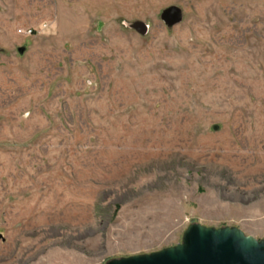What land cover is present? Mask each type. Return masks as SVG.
Returning <instances> with one entry per match:
<instances>
[{"label": "rangeland", "instance_id": "obj_1", "mask_svg": "<svg viewBox=\"0 0 264 264\" xmlns=\"http://www.w3.org/2000/svg\"><path fill=\"white\" fill-rule=\"evenodd\" d=\"M192 223L264 240V0H0V264H106Z\"/></svg>", "mask_w": 264, "mask_h": 264}, {"label": "water", "instance_id": "obj_2", "mask_svg": "<svg viewBox=\"0 0 264 264\" xmlns=\"http://www.w3.org/2000/svg\"><path fill=\"white\" fill-rule=\"evenodd\" d=\"M161 18L173 27L183 21L184 12L173 5L163 10ZM134 27L142 33L147 31L142 22H136ZM106 264H264V240L235 226L192 223L184 232L182 243L152 253L114 258Z\"/></svg>", "mask_w": 264, "mask_h": 264}, {"label": "built area", "instance_id": "obj_3", "mask_svg": "<svg viewBox=\"0 0 264 264\" xmlns=\"http://www.w3.org/2000/svg\"><path fill=\"white\" fill-rule=\"evenodd\" d=\"M21 33L27 34V35H32L34 31L32 29H26V30H21Z\"/></svg>", "mask_w": 264, "mask_h": 264}]
</instances>
